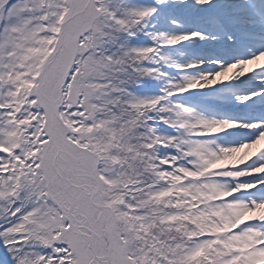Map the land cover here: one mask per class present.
I'll list each match as a JSON object with an SVG mask.
<instances>
[{"label": "snow or ice", "instance_id": "obj_1", "mask_svg": "<svg viewBox=\"0 0 264 264\" xmlns=\"http://www.w3.org/2000/svg\"><path fill=\"white\" fill-rule=\"evenodd\" d=\"M0 264H264V0H0Z\"/></svg>", "mask_w": 264, "mask_h": 264}]
</instances>
